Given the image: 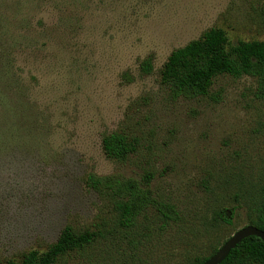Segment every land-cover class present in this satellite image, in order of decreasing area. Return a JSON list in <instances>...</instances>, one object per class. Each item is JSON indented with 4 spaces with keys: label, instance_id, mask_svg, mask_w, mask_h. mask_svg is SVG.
Instances as JSON below:
<instances>
[{
    "label": "rangeland",
    "instance_id": "rangeland-1",
    "mask_svg": "<svg viewBox=\"0 0 264 264\" xmlns=\"http://www.w3.org/2000/svg\"><path fill=\"white\" fill-rule=\"evenodd\" d=\"M211 29L225 52L264 43V0H0V264L65 227L95 239L53 264H192L262 214L264 72L220 74L199 97L161 82ZM112 133L134 144L122 161L102 150ZM89 176L132 179L151 205L122 228Z\"/></svg>",
    "mask_w": 264,
    "mask_h": 264
},
{
    "label": "trees",
    "instance_id": "trees-1",
    "mask_svg": "<svg viewBox=\"0 0 264 264\" xmlns=\"http://www.w3.org/2000/svg\"><path fill=\"white\" fill-rule=\"evenodd\" d=\"M225 46L224 33L211 29L199 39L174 50L161 69L162 84L169 86L177 96L199 97L208 94L215 77L220 74L240 77L257 70L264 72L263 42H239L230 52H225ZM142 69L145 73L151 71L150 59L142 63ZM102 150L108 159L122 161L134 151V144L124 135L112 133L102 139ZM87 183L91 188L107 190L114 197L118 224L122 228L130 227L137 214L151 205L147 188L132 179L89 176ZM162 214L169 218L164 212ZM220 218L225 224L231 223L224 214ZM248 226L264 232V205L262 214L251 219ZM94 239L91 232L75 233L65 227L44 254L30 253L22 264H53L56 258L79 251L92 244ZM207 259L195 260L192 264H203ZM221 264H264V242L254 236L242 240Z\"/></svg>",
    "mask_w": 264,
    "mask_h": 264
},
{
    "label": "water",
    "instance_id": "water-1",
    "mask_svg": "<svg viewBox=\"0 0 264 264\" xmlns=\"http://www.w3.org/2000/svg\"><path fill=\"white\" fill-rule=\"evenodd\" d=\"M252 236L257 237L264 242V232L253 226H246L237 231L203 264H221L227 258L231 250H233L242 240Z\"/></svg>",
    "mask_w": 264,
    "mask_h": 264
}]
</instances>
